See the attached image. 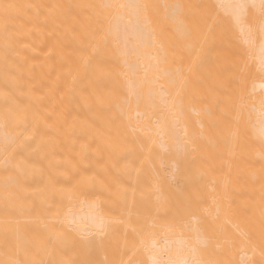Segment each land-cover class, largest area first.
<instances>
[{
	"label": "bare ground",
	"instance_id": "1",
	"mask_svg": "<svg viewBox=\"0 0 264 264\" xmlns=\"http://www.w3.org/2000/svg\"><path fill=\"white\" fill-rule=\"evenodd\" d=\"M0 264H264V0H0Z\"/></svg>",
	"mask_w": 264,
	"mask_h": 264
}]
</instances>
